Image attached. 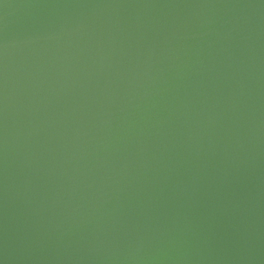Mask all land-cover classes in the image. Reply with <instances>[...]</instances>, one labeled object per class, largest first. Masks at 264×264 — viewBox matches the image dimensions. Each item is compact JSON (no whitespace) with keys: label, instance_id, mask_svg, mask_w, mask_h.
I'll return each instance as SVG.
<instances>
[{"label":"water","instance_id":"1","mask_svg":"<svg viewBox=\"0 0 264 264\" xmlns=\"http://www.w3.org/2000/svg\"><path fill=\"white\" fill-rule=\"evenodd\" d=\"M0 264H264V0H0Z\"/></svg>","mask_w":264,"mask_h":264}]
</instances>
